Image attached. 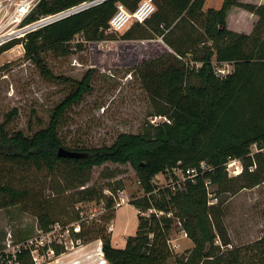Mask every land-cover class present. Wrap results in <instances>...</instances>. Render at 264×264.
<instances>
[{
  "label": "trees",
  "instance_id": "1",
  "mask_svg": "<svg viewBox=\"0 0 264 264\" xmlns=\"http://www.w3.org/2000/svg\"><path fill=\"white\" fill-rule=\"evenodd\" d=\"M87 1L93 0H43L27 22ZM142 1L107 0L39 30L26 40L1 47L0 56L24 44L26 56L45 78L52 79L43 54L47 51L69 54L70 44L79 35L86 43L164 36L173 53L145 62L132 71L139 75L151 103L156 105L152 115L167 117L171 123L157 127L148 124L140 134H121L110 147L68 149L85 154L84 158H60L59 150L66 148L59 133L61 123L64 114L89 91L91 73L88 72L52 111L47 127L31 137L22 131L9 134L7 126L17 110L9 115L8 121L0 126V165L27 172L46 170L51 174L64 167L68 175L80 181V187H85L95 167L107 163L130 164L143 190L141 197H132L131 204L142 213L151 212L147 217L140 216L136 235L128 239L123 249L115 248L107 236L83 230L89 221L81 223V233L76 235L82 242L84 237L87 241L89 237L102 239V251L108 264H170L174 252L169 240L175 225H179L194 244L189 256L178 260V264H255V261L264 264V238L246 247L220 251V246L216 245L218 238L225 246L231 241L220 199L218 204L210 205L207 189V183L211 182L218 198L222 193L235 191V179L228 177L225 164L229 159H242L248 168L252 164L248 158L251 146L264 144V5L224 0L221 9L205 11L206 0H154L157 11L145 24H134L119 38L108 32L117 4L135 11ZM234 6L258 16L251 35L228 29L227 14ZM186 57H190L189 60ZM191 62L201 66H190ZM215 63L232 64L234 70L227 77L219 78ZM257 160L256 172H245L249 187L262 181L264 158L258 156ZM202 163L213 171H205L186 181H181L174 173L179 166L185 171L200 169ZM159 175H164L169 183L157 185L155 179ZM78 195L80 202L107 201V209L115 210V195L106 197L103 188H84ZM0 196L3 197L0 209H7L21 206L28 192L0 182ZM35 215L45 233L61 223L49 210ZM78 219L79 215L74 221ZM57 254H60L58 250ZM11 263L34 264L31 251L22 248L11 255L0 250V264Z\"/></svg>",
  "mask_w": 264,
  "mask_h": 264
},
{
  "label": "rangeland",
  "instance_id": "2",
  "mask_svg": "<svg viewBox=\"0 0 264 264\" xmlns=\"http://www.w3.org/2000/svg\"><path fill=\"white\" fill-rule=\"evenodd\" d=\"M214 3L215 0H210L208 6ZM233 8L245 10L238 6L229 10L226 18L228 29L234 27L239 31L251 32V18L250 25L244 16L229 21L228 16ZM245 11L258 18L256 14ZM131 27L117 34L118 38ZM165 44L164 36L158 39L124 41L119 38L116 41L86 43L79 35L70 44L69 54L52 51L43 54L52 79L45 78L40 68L26 56L24 44L15 46L0 56V126L17 110L7 126L9 134L22 131L31 137L46 128L52 111L71 93L73 85L83 81L90 72L89 91L80 103L64 114L61 123L59 133L66 149L76 146L88 149L110 147L121 134H140L148 124L157 127L159 125L150 122L156 105L151 103L141 78L132 70L145 62L173 53L171 48L172 51L165 52L168 51ZM79 45H83V48L80 49ZM186 58L189 60L190 57ZM186 60L183 62L186 63ZM229 66L232 73L233 65ZM262 175L264 173L261 174L260 184L253 187H249L245 174L231 178L235 179L233 184L237 186L236 190L220 194L224 223L231 241L229 246H225L217 239L216 245L220 246L221 252L246 247L264 238ZM0 182L28 192L21 206L0 209V250L15 255L22 244L40 237L43 231L35 213L42 210L54 212L55 218L62 223H59L60 226L70 230L65 231L61 239L64 242L56 247L55 254L43 258V264L83 263L89 245L95 246L94 251L97 252L92 264H108L102 251V239L89 237L90 241H87L84 237L85 241L82 242L74 233L72 226L82 222V214L90 223L84 222L83 230L85 228L90 233L94 231L107 236L115 248L123 249L128 239L136 235L140 216L147 217L151 213H142L131 204L132 197H141L143 190L137 172L130 164L107 163L95 167L88 175L85 187H80V181L68 175L64 167L51 174L46 170L27 172L0 165ZM155 182L161 186L169 183L164 175L157 176ZM243 185L246 187L241 188ZM91 187L103 188L106 197L112 193L117 200L121 197L120 205L109 211L107 201H101L105 206H101V202H80L79 191ZM1 200L2 196L0 204ZM25 204L28 206L24 208ZM78 215L80 220L74 221ZM20 239L26 241L20 242ZM169 243L174 252L170 264H178L177 261L188 257L194 248L193 242L179 225H175ZM57 250L60 254H57ZM31 260L34 263L32 256Z\"/></svg>",
  "mask_w": 264,
  "mask_h": 264
},
{
  "label": "built area",
  "instance_id": "3",
  "mask_svg": "<svg viewBox=\"0 0 264 264\" xmlns=\"http://www.w3.org/2000/svg\"><path fill=\"white\" fill-rule=\"evenodd\" d=\"M42 1L43 0H0V48L16 40H26L29 35L39 30L105 2V0L83 2L58 13L44 15L32 22H27ZM156 11L157 7L154 0H143L135 11H129L124 5L119 3L117 4V13L109 22L108 32L119 34L123 31L125 32L134 24L143 25L152 18ZM191 65L193 67L201 66L195 63H191ZM214 66L215 73L219 78H224L231 74L228 63L221 65L215 63ZM150 122L154 125L171 123V121L164 116H154L150 119ZM258 156L264 158V144H253L251 146L248 158L252 160V164L248 168H246L245 161L242 159H229L225 164L228 177L239 178L245 174L246 171L249 173L256 172L258 169ZM205 171H213V168L206 163H202L200 169L195 168L185 171L180 166L174 169L175 175L181 181L195 179ZM207 189L210 197L209 204L212 206L218 204L219 198L216 196L214 192L215 188L212 187L211 182L207 183ZM114 200L116 205L119 206L122 198L120 197L117 200L114 196ZM101 203V206H105L103 202ZM81 217L82 222L87 221L83 217V214ZM82 222H78L72 226L76 235L81 233ZM68 230H65L57 223L48 232H42L40 237H36L22 244L16 252H19L22 248L29 249L34 263L43 264V258L46 259L54 255L56 247H58L59 244H63L64 241L62 242L61 239L64 238L65 231ZM185 236L187 237L186 233Z\"/></svg>",
  "mask_w": 264,
  "mask_h": 264
},
{
  "label": "crops",
  "instance_id": "4",
  "mask_svg": "<svg viewBox=\"0 0 264 264\" xmlns=\"http://www.w3.org/2000/svg\"><path fill=\"white\" fill-rule=\"evenodd\" d=\"M210 0H206V3H205V7H204V10L207 11L209 9H215V10H219L222 8V5H223V2L224 0H215V3L213 5H209L208 6V2ZM241 3L243 4H256V5H264V0H240ZM239 16H244V18H248V22H249V18H251V32H248L247 30L246 31H239L237 28L235 29L234 27H229V30H233V32H238L240 34H242V32H244V34H247V35H250V33L253 32L254 30V27L255 25L258 23L259 21V18H257L256 16L250 14L249 12L245 11V10H242V9H237V8H233L230 13H229V16H228V19L229 21L230 20H235V19H238ZM246 22L247 20L245 21V25H246ZM247 22V24H248ZM249 25H250V22H249ZM247 26V25H246ZM231 28V29H230ZM166 45V44H165ZM168 51H165L166 53L169 52V51H172L170 49V47H168ZM232 65V64H230ZM231 68V67H230ZM93 245H89L88 246V252L85 254L87 257L86 258V261H84L83 263H79V264H86L87 262L92 264L94 262H92L94 260V258L96 257V254L97 252L94 251L95 248L92 247ZM92 247V248H91ZM68 261V260H67ZM68 264V263H67ZM71 264H75V262L73 261Z\"/></svg>",
  "mask_w": 264,
  "mask_h": 264
},
{
  "label": "water",
  "instance_id": "5",
  "mask_svg": "<svg viewBox=\"0 0 264 264\" xmlns=\"http://www.w3.org/2000/svg\"><path fill=\"white\" fill-rule=\"evenodd\" d=\"M58 156L60 158H65V159H80V158L86 157L85 154L78 153V152H75V151H71V150H68L66 148H61L59 150Z\"/></svg>",
  "mask_w": 264,
  "mask_h": 264
},
{
  "label": "bare ground",
  "instance_id": "6",
  "mask_svg": "<svg viewBox=\"0 0 264 264\" xmlns=\"http://www.w3.org/2000/svg\"><path fill=\"white\" fill-rule=\"evenodd\" d=\"M94 248H95V246H94ZM80 254H81V252H80ZM101 262H103V261L101 260ZM94 263H95V262H94ZM86 264H88V262H87Z\"/></svg>",
  "mask_w": 264,
  "mask_h": 264
}]
</instances>
